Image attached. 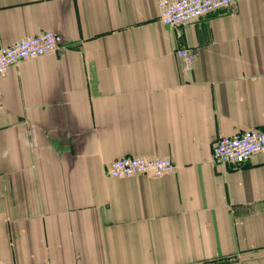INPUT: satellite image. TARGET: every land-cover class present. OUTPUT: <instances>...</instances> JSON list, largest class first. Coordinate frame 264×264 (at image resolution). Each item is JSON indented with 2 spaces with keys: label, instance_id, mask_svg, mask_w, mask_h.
I'll use <instances>...</instances> for the list:
<instances>
[{
  "label": "crops",
  "instance_id": "crops-1",
  "mask_svg": "<svg viewBox=\"0 0 264 264\" xmlns=\"http://www.w3.org/2000/svg\"><path fill=\"white\" fill-rule=\"evenodd\" d=\"M158 1L0 0V49L63 36L0 77V264H264V152L213 158L264 129V0L180 27ZM124 155L177 170L109 176Z\"/></svg>",
  "mask_w": 264,
  "mask_h": 264
},
{
  "label": "built area",
  "instance_id": "built-area-1",
  "mask_svg": "<svg viewBox=\"0 0 264 264\" xmlns=\"http://www.w3.org/2000/svg\"><path fill=\"white\" fill-rule=\"evenodd\" d=\"M236 0H159L161 21L171 27L195 23L201 17L232 7ZM63 45V36L53 30H45L12 42L0 49V77L11 66L47 53L55 52ZM179 57L193 62L197 53L189 48H179ZM264 152V129L253 128L230 136H218L213 143L216 162L242 166L255 154ZM177 164L171 158L159 155H124L114 158L107 167V174L121 178L139 174L162 176L175 172Z\"/></svg>",
  "mask_w": 264,
  "mask_h": 264
}]
</instances>
